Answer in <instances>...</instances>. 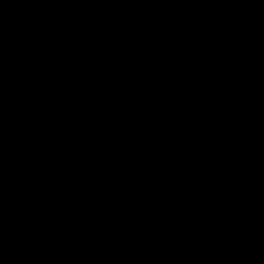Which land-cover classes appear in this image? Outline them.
Listing matches in <instances>:
<instances>
[{"label": "water", "instance_id": "1", "mask_svg": "<svg viewBox=\"0 0 264 264\" xmlns=\"http://www.w3.org/2000/svg\"><path fill=\"white\" fill-rule=\"evenodd\" d=\"M0 264H264V0H0Z\"/></svg>", "mask_w": 264, "mask_h": 264}]
</instances>
